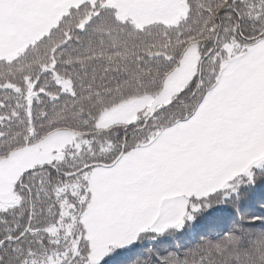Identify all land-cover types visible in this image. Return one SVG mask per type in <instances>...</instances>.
Wrapping results in <instances>:
<instances>
[{
    "label": "snow or ice",
    "instance_id": "snow-or-ice-1",
    "mask_svg": "<svg viewBox=\"0 0 264 264\" xmlns=\"http://www.w3.org/2000/svg\"><path fill=\"white\" fill-rule=\"evenodd\" d=\"M258 190L264 0H0V264H264Z\"/></svg>",
    "mask_w": 264,
    "mask_h": 264
},
{
    "label": "trees",
    "instance_id": "trees-1",
    "mask_svg": "<svg viewBox=\"0 0 264 264\" xmlns=\"http://www.w3.org/2000/svg\"><path fill=\"white\" fill-rule=\"evenodd\" d=\"M262 194H264V190H258L256 194L257 199H259V197ZM231 224H232L231 219L225 224H220L217 221H215L213 217H208V216L200 217L198 218L197 221L193 223V226H191L190 228L184 231V234L180 237L178 241H172L171 243L173 245L177 243L182 245V247L180 248L181 253H183L189 248L195 247L203 239H210L212 242L215 243L219 240L220 235L225 234L227 232ZM236 235L239 236L240 233L237 232ZM164 247H168V245L165 244ZM251 247H252V239L245 237L236 248H233L231 245H229V252L234 254V259L237 256L240 259H243L244 254L248 250H250ZM216 259L223 260L224 257L218 256L216 257Z\"/></svg>",
    "mask_w": 264,
    "mask_h": 264
},
{
    "label": "clouds",
    "instance_id": "clouds-1",
    "mask_svg": "<svg viewBox=\"0 0 264 264\" xmlns=\"http://www.w3.org/2000/svg\"><path fill=\"white\" fill-rule=\"evenodd\" d=\"M247 256H248V253L246 252V253L244 254V258H247ZM226 257H227V253L224 254V258H226Z\"/></svg>",
    "mask_w": 264,
    "mask_h": 264
}]
</instances>
